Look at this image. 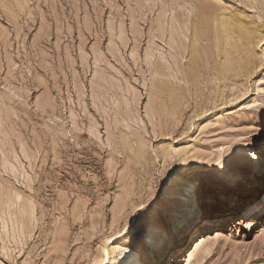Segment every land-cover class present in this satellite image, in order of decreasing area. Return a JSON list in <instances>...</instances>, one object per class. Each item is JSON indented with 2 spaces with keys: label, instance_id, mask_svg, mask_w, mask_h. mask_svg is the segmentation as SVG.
<instances>
[{
  "label": "rangeland",
  "instance_id": "1",
  "mask_svg": "<svg viewBox=\"0 0 264 264\" xmlns=\"http://www.w3.org/2000/svg\"><path fill=\"white\" fill-rule=\"evenodd\" d=\"M240 150L264 159V0H0V264L142 248L181 183ZM252 174L197 182L216 213L183 264H264V189L254 212H217L260 189Z\"/></svg>",
  "mask_w": 264,
  "mask_h": 264
},
{
  "label": "bare ground",
  "instance_id": "2",
  "mask_svg": "<svg viewBox=\"0 0 264 264\" xmlns=\"http://www.w3.org/2000/svg\"><path fill=\"white\" fill-rule=\"evenodd\" d=\"M241 154H245L246 150H240ZM251 158L254 164L255 174L249 175L248 180H254L256 182L264 180V159L257 157L256 153H251ZM255 157V158H254ZM254 158V159H253ZM241 179V178H240ZM239 179V180H240ZM187 181H183L181 183L180 188L174 192L173 204L167 209V220L166 223L163 224L162 228H156L155 225L151 226L149 232L143 237L142 240V248L137 245L136 242L131 241L129 245H122L120 240H116L112 242L111 246L105 249V254L103 256L104 264H150L156 263L161 258V255L165 253L170 245L173 243L174 238L182 232L188 225V223L197 218L201 219V225L203 227L201 230L202 234L198 235L196 242V246L192 249V245L189 250H187L184 255H177V253L171 256L169 264H183L185 262H189V260L194 255V250L199 248L200 242L202 241V236H204L210 229H212L211 225L213 223V216L216 212H213V206L207 208L206 206L201 205L200 203L195 202L196 191L188 194L182 192V185H184ZM233 183L235 181H232ZM223 189V188H222ZM264 189V181L260 189L256 192L253 190L246 191L245 194L239 198L238 196H230L225 197V200L218 203V211L223 212V209H233L234 211H238L241 213L245 211L246 206L250 201H255V209L259 206L257 194L261 193ZM222 192V191H221ZM220 192V193H221ZM191 196V206L184 208L181 212L172 211L177 207L180 202H183L185 205L189 203L188 196ZM248 211V210H247ZM259 216V215H258ZM259 218L248 221V226L252 227L256 224L260 223ZM206 222V223H205ZM244 223L243 217H240L238 223ZM162 225V224H161ZM214 226V225H213ZM139 225L131 226L130 232H125L123 236L128 233L135 234L139 231ZM194 230V229H193ZM192 230V231H193ZM198 233V232H197ZM123 238V237H122ZM121 238V239H122ZM196 238V237H195ZM194 240V239H193ZM209 250V247H207ZM179 252V251H178ZM190 252L189 254H187ZM170 256V255H169ZM162 259V258H161ZM162 262V261H161ZM98 263V262H96Z\"/></svg>",
  "mask_w": 264,
  "mask_h": 264
},
{
  "label": "snow or ice",
  "instance_id": "3",
  "mask_svg": "<svg viewBox=\"0 0 264 264\" xmlns=\"http://www.w3.org/2000/svg\"><path fill=\"white\" fill-rule=\"evenodd\" d=\"M253 163L250 151H245V154L243 156H235L230 155L225 157L221 161V166L211 170L213 175L210 177H204V176H194V177H187L186 183L182 185V192L191 194L198 190V183L202 182L205 179H212L218 182H232L235 181L236 183H239V179L242 178L243 174L248 170L250 165ZM189 203L185 205L183 202H180L175 209L172 211L181 212L184 208L191 206V196H188ZM156 204L157 210L162 211L160 209L159 204L154 202ZM255 201H250L248 205L246 206V210L248 211H255ZM260 210L264 212V201L260 203ZM156 228H162L163 225L157 224L155 225Z\"/></svg>",
  "mask_w": 264,
  "mask_h": 264
}]
</instances>
